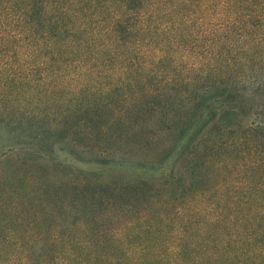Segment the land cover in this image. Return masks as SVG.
Returning a JSON list of instances; mask_svg holds the SVG:
<instances>
[{"label": "trees", "instance_id": "16d2710c", "mask_svg": "<svg viewBox=\"0 0 264 264\" xmlns=\"http://www.w3.org/2000/svg\"><path fill=\"white\" fill-rule=\"evenodd\" d=\"M128 96L163 113L153 152L67 151L156 170L192 132L171 179L59 164L30 183L22 156L0 183V264H264V0H0V127Z\"/></svg>", "mask_w": 264, "mask_h": 264}, {"label": "rangeland", "instance_id": "374dc122", "mask_svg": "<svg viewBox=\"0 0 264 264\" xmlns=\"http://www.w3.org/2000/svg\"><path fill=\"white\" fill-rule=\"evenodd\" d=\"M219 103L214 106H218ZM202 120L203 116L198 120L196 127ZM163 121L162 112L151 110L138 96H128L115 98L109 106L103 105L91 110L87 116L70 115L59 128L51 129L49 126L29 124L25 121L1 126L0 183H9L16 176L20 168L19 158L22 156L32 160H28L30 183L38 174L48 178L54 176L55 172L62 170L59 164L64 165L68 170H80L90 175L120 173L129 176L140 175L161 182L170 180L174 168H178L183 163L192 146V132L183 140L179 153L168 154L162 163L156 166V170L129 169L118 164L84 163L67 151L70 148H79V150L83 148L89 152L87 148L89 146L97 148L95 149L97 152L105 146L119 145V149L123 152L126 145L134 152L150 153L154 148L145 146L144 141ZM22 147L26 149L21 151ZM8 148L12 150L7 151ZM40 154L51 164H47V167H44L45 164L39 166V161H35ZM86 154L88 153L83 155ZM55 165L58 167L56 168ZM41 244L43 242H40Z\"/></svg>", "mask_w": 264, "mask_h": 264}]
</instances>
